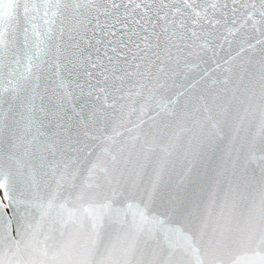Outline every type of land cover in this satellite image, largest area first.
<instances>
[{
	"label": "snow or ice",
	"instance_id": "snow-or-ice-1",
	"mask_svg": "<svg viewBox=\"0 0 264 264\" xmlns=\"http://www.w3.org/2000/svg\"><path fill=\"white\" fill-rule=\"evenodd\" d=\"M0 191V264H264V0H0Z\"/></svg>",
	"mask_w": 264,
	"mask_h": 264
},
{
	"label": "water",
	"instance_id": "water-1",
	"mask_svg": "<svg viewBox=\"0 0 264 264\" xmlns=\"http://www.w3.org/2000/svg\"><path fill=\"white\" fill-rule=\"evenodd\" d=\"M5 2H7V0H5ZM216 53L217 54L212 58V60L208 59V57L212 56L211 52L208 53V56L204 57V60L193 58L190 61V64L191 65H199V67H183L182 71L184 72L185 75L180 77L181 81L198 79L206 69L210 72V74L213 77L223 79L224 76L227 74L226 70L228 68V64L225 63V61L228 60L230 55L235 56V52L232 49H230L227 44H224L223 50H221L220 48H217ZM213 61H219L220 67L217 68L216 64ZM208 83L210 84L211 81L209 80ZM156 98L160 99L162 97L160 94H157ZM134 99L137 100L138 102L135 104H132L131 102H129V109L126 111V115H125V121H127L130 118L133 123H135L138 120V118H140V116H141L140 108L142 105L145 106L146 109L148 108L149 104L154 105V101L144 100V99H141L139 97H135ZM132 108H135L134 113L131 111ZM143 118L147 119V116H144ZM131 126H132L131 124L128 125V127H131ZM119 130L121 132H124L125 136L127 135V132H125V129L123 127L120 128ZM104 147H105V145L99 144V143L94 145V153L101 155V157H102V159L100 161L101 164L103 163V149H104ZM92 159L95 161L96 155H93ZM2 195H3V193H2V191H0V196H2ZM59 212H60V208L57 206L53 210V215H56ZM184 259L188 260V259H192V258L187 257ZM193 264H194V261H193Z\"/></svg>",
	"mask_w": 264,
	"mask_h": 264
}]
</instances>
